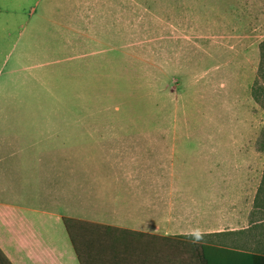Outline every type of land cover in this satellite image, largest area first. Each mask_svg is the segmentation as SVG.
<instances>
[{
    "label": "rangeland",
    "instance_id": "rangeland-1",
    "mask_svg": "<svg viewBox=\"0 0 264 264\" xmlns=\"http://www.w3.org/2000/svg\"><path fill=\"white\" fill-rule=\"evenodd\" d=\"M16 4L0 17V190L19 169L33 200L16 206L124 224L140 193L173 216L212 205L204 230L225 234L199 241L264 254V0Z\"/></svg>",
    "mask_w": 264,
    "mask_h": 264
},
{
    "label": "crops",
    "instance_id": "crops-1",
    "mask_svg": "<svg viewBox=\"0 0 264 264\" xmlns=\"http://www.w3.org/2000/svg\"><path fill=\"white\" fill-rule=\"evenodd\" d=\"M7 1L11 10L0 7V17H9L15 23V18L22 8L16 4V0ZM14 172V178L18 182L3 184V189L0 190L5 199L3 201L0 198V251L10 264H172V262L182 264L188 257L185 253L197 248L185 245L172 246L164 238L225 234L220 230H204L206 227L203 226H214L220 221L212 205L211 211L203 206L196 207V211L199 212L194 214V217L176 215L175 217L165 211V203L156 204L153 197L147 193L135 195L133 204L136 206L138 200L141 202L134 210H129L125 216L115 217L123 219L128 224L106 222L104 220L106 216L103 214L99 215L104 216L103 220H93L16 206V203L29 202L33 199L18 195L19 192L26 191L29 185L26 180L22 181L19 169ZM3 175L7 180L5 171ZM6 198L15 199L9 201ZM6 204L9 207H5ZM204 212L206 213L202 216ZM184 215H187L186 211ZM232 216L235 215H231L229 219L235 218ZM66 218L92 225L82 227L75 234L82 259L79 258L65 227ZM210 246L232 252L224 253L232 256L235 252L254 253L252 250L234 245ZM235 260L238 259H234L231 264H245Z\"/></svg>",
    "mask_w": 264,
    "mask_h": 264
},
{
    "label": "trees",
    "instance_id": "trees-1",
    "mask_svg": "<svg viewBox=\"0 0 264 264\" xmlns=\"http://www.w3.org/2000/svg\"><path fill=\"white\" fill-rule=\"evenodd\" d=\"M64 224L72 239V242L76 247V251L79 258L82 259L81 252L77 248V244H76L77 236H75V234L77 233V230H80L82 227L85 226L87 227L92 225L79 220L67 219V218L64 219ZM221 235L222 234L209 235V236L212 237V236H221ZM202 238H206V236L204 235L178 236V237L164 238V240L168 241L172 246L185 245L187 247L197 248V250L187 251L185 253L188 257L186 261L182 264H231L232 262H234L233 261L234 259H238L240 262H243L245 264H264V254L262 253L259 254L255 252L254 253L235 252L233 253L234 256H232L230 254H224V253L232 254V252L224 251L221 250L220 248L210 246L216 243L198 240V239L202 240ZM0 264H10V262L6 259V257L3 255L1 251H0Z\"/></svg>",
    "mask_w": 264,
    "mask_h": 264
}]
</instances>
